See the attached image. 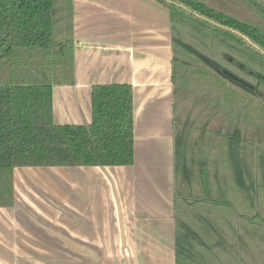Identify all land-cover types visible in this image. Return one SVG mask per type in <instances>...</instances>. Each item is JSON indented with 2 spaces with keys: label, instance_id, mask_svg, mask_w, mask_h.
I'll use <instances>...</instances> for the list:
<instances>
[{
  "label": "crops",
  "instance_id": "obj_1",
  "mask_svg": "<svg viewBox=\"0 0 264 264\" xmlns=\"http://www.w3.org/2000/svg\"><path fill=\"white\" fill-rule=\"evenodd\" d=\"M171 33L170 10L156 0H72L73 79L52 86L53 123L88 124L92 86L131 85L133 164L14 168L12 193L0 198V264H17L18 255L73 256V264H178L177 251L191 244L188 232L222 238L223 227L212 223H228L224 214L194 211L205 200L188 194L177 200V167L182 188L192 185L186 172L197 147L178 157ZM234 150L237 263L252 264V240L264 239L256 236L264 226L256 209L264 185L251 171L252 146ZM219 181L224 188L225 174L210 191Z\"/></svg>",
  "mask_w": 264,
  "mask_h": 264
},
{
  "label": "trees",
  "instance_id": "obj_2",
  "mask_svg": "<svg viewBox=\"0 0 264 264\" xmlns=\"http://www.w3.org/2000/svg\"><path fill=\"white\" fill-rule=\"evenodd\" d=\"M170 10L173 105L187 102L191 71L215 81L207 86L206 102L215 112L227 113L233 92L220 76L252 93L218 70L193 46L181 41L173 24H196L222 39L248 49L264 61V24L250 22L210 5L211 0H156ZM264 21L263 0H242ZM61 24V26H59ZM182 58V59H179ZM190 58H197L198 66ZM8 72L0 79V198L12 191L16 167L129 166L133 164V95L129 84L91 87V121L56 125L52 118V86L73 79L72 0H0V62ZM248 69L256 77L260 73ZM205 70H208L207 73ZM222 73V74H221ZM198 76L194 77L198 89ZM262 79V76H261ZM264 84V79L258 82ZM210 87H213L214 93ZM239 100L245 103L240 95ZM202 181L207 185L202 170ZM180 227V225H179ZM185 237V236H184ZM183 237V238H184ZM191 244L177 251L178 264L204 261L198 255L203 238L188 232ZM211 256V255H210ZM181 259V261H180Z\"/></svg>",
  "mask_w": 264,
  "mask_h": 264
},
{
  "label": "rangeland",
  "instance_id": "obj_3",
  "mask_svg": "<svg viewBox=\"0 0 264 264\" xmlns=\"http://www.w3.org/2000/svg\"><path fill=\"white\" fill-rule=\"evenodd\" d=\"M264 1V0H263ZM210 5L220 8L223 11L234 15L240 19L248 20L250 22H260L264 24L262 19H259L254 11L242 0H211L208 2ZM61 26V24H59ZM172 27V23H171ZM173 32L181 41L190 44L197 51L201 52L203 56L209 59L215 67L220 70L223 75L233 81L237 79L244 80L250 85H255L257 81H261V76L264 77V61L253 55L248 49L235 44L234 42L201 29L194 23L186 21L184 25L173 24ZM231 58V59H229ZM182 59V58H179ZM191 65L198 66L200 61L197 58H190ZM231 60V61H230ZM234 60L238 64H244L250 70H254L261 74L256 77L248 74V69L242 70L238 64L232 63ZM4 61L0 62V79H3L7 75L8 69ZM209 73L208 70H205ZM190 86L188 91L189 100L184 102L181 98L175 105V117L177 119V149L178 157H183V153L188 150L192 153L195 151L196 161L192 166H188L186 177H189V182L192 184L188 187L181 185L183 171L181 165L177 167L176 173V193L177 200L181 202L183 194L196 197L204 202L196 204L194 211H200L206 216L210 214L211 218L215 216H221L224 214L228 223H212L213 225H219L224 229L222 238H216L215 234H206L201 236L203 238L202 250L206 249V255L203 256L204 261L202 264H238L239 257H242L238 252L235 244L236 239L232 231L233 223L231 222L238 210H235L233 204L234 199V149L244 144H250L254 150V158L251 164L255 173H257V186L264 185V106L257 100L256 96L252 93L243 94L240 88L236 87L228 79L220 76L223 83L219 80L223 88H227L233 93V102L227 107V113L215 112L209 102H206L207 86L211 83L216 84V80L213 81L208 77L198 76V73L191 71ZM198 76V85L200 89L195 87L196 82L193 81L194 77ZM212 93L214 88L210 87ZM258 90L264 93V84H260ZM245 98V103H242L239 98ZM190 136L191 140L188 139ZM204 156V157H203ZM206 158V159H205ZM255 160V161H254ZM206 161L200 168L201 162ZM219 166H216L218 165ZM199 169L204 171L207 176L209 185H207L209 191L204 192L206 187L204 184L201 186L200 176L198 177ZM219 172V174L217 173ZM225 174L227 182L222 187V182L217 188H213L210 191L209 186H215L216 178ZM203 183V181H202ZM223 188V189H220ZM258 214L260 217H264V192L259 190ZM219 205L216 207L219 203ZM200 205V206H199ZM209 212V213H208ZM228 219L230 221H228ZM261 234L258 231V235H264V226L261 227ZM212 233V232H211ZM251 245L253 255L250 256L252 264H264L261 254L264 253V239H253ZM216 246V247H215ZM205 248V249H204ZM211 255V256H210ZM46 258H49L50 262H46ZM62 259V260H61ZM64 260V261H63ZM64 262V263H61ZM17 264H73V256H27L18 255ZM188 264V263H187Z\"/></svg>",
  "mask_w": 264,
  "mask_h": 264
},
{
  "label": "water",
  "instance_id": "obj_4",
  "mask_svg": "<svg viewBox=\"0 0 264 264\" xmlns=\"http://www.w3.org/2000/svg\"><path fill=\"white\" fill-rule=\"evenodd\" d=\"M262 79H264V77H262ZM238 83H241L244 87L249 88V89H253V91L255 92V94L260 97L262 100H264V93L260 92L258 90V84L255 85H250L248 82H245L244 80L241 79H237Z\"/></svg>",
  "mask_w": 264,
  "mask_h": 264
},
{
  "label": "flooded vegetation",
  "instance_id": "obj_5",
  "mask_svg": "<svg viewBox=\"0 0 264 264\" xmlns=\"http://www.w3.org/2000/svg\"><path fill=\"white\" fill-rule=\"evenodd\" d=\"M229 59H231V58H229ZM230 61H231V60H230ZM232 63H234V64H238V63H237L235 60H234V62L232 61ZM238 66L240 67V66H241V64H238ZM220 72H221V71H220ZM248 72H250V73H251V71H248ZM221 74H222V73H221ZM222 75H223V74H222ZM223 76H224V75H223ZM256 78H257V79H259V78H258V75H256ZM258 82H259V81H257V83H256V84H258Z\"/></svg>",
  "mask_w": 264,
  "mask_h": 264
}]
</instances>
